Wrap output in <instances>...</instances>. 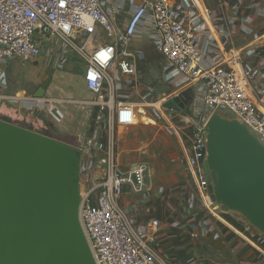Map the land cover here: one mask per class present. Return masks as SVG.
Masks as SVG:
<instances>
[{"label":"built area","instance_id":"1","mask_svg":"<svg viewBox=\"0 0 264 264\" xmlns=\"http://www.w3.org/2000/svg\"><path fill=\"white\" fill-rule=\"evenodd\" d=\"M137 1L121 28L106 11L108 5L121 11V0H0V64L9 58H38L41 46L37 38L59 41L63 51L60 64L65 62L66 52L76 55L83 64V82L92 95L86 104L96 111L91 134L69 146L80 159L79 187L83 191L79 221L95 264H176L163 254L159 237L162 223L147 219L137 225V209L131 216L123 205L128 194L151 201L145 196L142 161L126 168L124 157L148 150L158 155L156 147L149 149L146 143L137 149L128 143L126 150H121L119 143L118 111L153 106L149 101L154 94L140 88L134 61L125 50L144 22L149 23L167 62L163 82L174 89L170 95L158 94L162 96L158 99L160 108L152 107L160 122L155 127L165 135L175 131L180 140L172 114L181 118V113L161 106L176 93L195 85V118H182L188 124L182 129L189 133L188 145L182 146L183 161L173 157L170 162L179 170L184 165L203 208L222 223L227 224L216 214L218 205L211 198V181L203 171L206 122L212 114L226 110L264 146V111L253 99L254 72L246 69L235 53L229 64L223 61V53L228 50L225 43L231 42L237 27L250 34L241 25L252 24L256 17L264 19V0H214L205 17L186 0L174 5L167 0H142L136 4ZM259 64L263 68L264 61ZM157 163L155 159L153 165ZM158 194L161 192L156 193L160 198ZM231 228L245 238L253 227L246 222L241 230ZM257 249L264 256V248Z\"/></svg>","mask_w":264,"mask_h":264},{"label":"water","instance_id":"2","mask_svg":"<svg viewBox=\"0 0 264 264\" xmlns=\"http://www.w3.org/2000/svg\"><path fill=\"white\" fill-rule=\"evenodd\" d=\"M156 69L148 73L136 67L140 83L164 95L174 93ZM48 83L34 98L44 96ZM3 102L23 119L0 115V264H95L79 221L76 152L27 122L40 119L53 132L45 110L27 113ZM192 102V92L182 91L161 107L190 115ZM204 130L203 171L211 181V198L222 213L239 214L264 235V146L243 124L218 113Z\"/></svg>","mask_w":264,"mask_h":264},{"label":"crops","instance_id":"3","mask_svg":"<svg viewBox=\"0 0 264 264\" xmlns=\"http://www.w3.org/2000/svg\"><path fill=\"white\" fill-rule=\"evenodd\" d=\"M141 1L142 0H138L136 4ZM167 1L174 5L180 0ZM186 1L190 4L192 3L196 5L199 13L204 17L206 16L207 10L212 9L214 5V0ZM133 4L134 0H121V11L114 10L113 7L109 5L106 6V11L110 17L114 19L116 24L123 28ZM182 20L185 19L183 18ZM241 26L248 28L250 34L240 32L238 26L231 36V42L227 41L225 43L228 46V50L223 53V61L226 64H229V59H231L234 55L233 53H235L244 61L246 69L254 72V76L252 77V86L254 90L253 99L258 108L264 111V66L263 68L259 67V63L264 61V19L256 17L252 24H244ZM36 41L41 46V55L38 58L29 61H23L18 58H9L3 60L0 64V115H5L12 119H23L22 113L13 109H3V101H12L14 104L18 105V109H24L27 113H32L34 109L45 110L48 114V119L45 123L48 124L50 128L54 129L55 132L47 129L40 119L28 118L27 122L33 123L36 131L43 132L61 143L68 146L75 144L91 134L93 115L96 111L95 108L87 106L86 104V102L92 98V95L87 91L83 82V64L76 55L66 52L67 57L65 62L59 64V67L56 68L57 70H51V61L60 59V56L63 53L59 41L52 38H37ZM230 44H232V47ZM125 50L130 54L135 67L138 69L140 68L145 72L154 73L155 70H157L156 67L159 66L162 71L163 80V75L168 68L167 62L159 51V45L154 36V32L150 30L148 22H144L140 26V29H138L136 34L126 44ZM252 50L255 51L254 54L250 52ZM24 62H29L27 63L26 68L29 69L31 79H29L27 83H16L14 81L15 67ZM46 81H49V83L44 96L40 99L34 98L36 91ZM165 84L170 87L169 84ZM140 88L144 93L161 94L143 84L140 85ZM195 89V85H193L182 91H191L193 94ZM189 110L190 115L181 113V116L186 121H193L195 118L196 104L194 105L192 102ZM122 121L124 122V119H122ZM127 123H121L119 121L118 130L119 134L128 140V143L130 144L129 139L127 138L128 130L125 126ZM155 147L156 145H154V148ZM157 150L159 155V148H157ZM158 192L162 193V191ZM158 192L154 193L156 194ZM159 237L162 246L164 247V244H166L169 237L166 235L164 237L162 230L159 233ZM237 238L238 236L231 233L228 237V241L230 243L231 240L234 241ZM210 241L212 240L210 239ZM251 243L252 242L249 241V244ZM249 244L247 247H240V249L237 250L235 249L239 245H235L232 251H240L238 252V255L241 257L242 255H246L249 258L251 256L254 259L257 258L255 259V262L253 261L254 259H252V262H249L250 264H264V256L257 249L258 246L252 243L253 246L255 245L254 248L258 251L256 252ZM183 255L184 254H181L182 257ZM237 256L234 257V261L238 258ZM189 261L190 260H188L186 264L193 263V261ZM240 263L244 264L242 262Z\"/></svg>","mask_w":264,"mask_h":264},{"label":"rangeland","instance_id":"4","mask_svg":"<svg viewBox=\"0 0 264 264\" xmlns=\"http://www.w3.org/2000/svg\"><path fill=\"white\" fill-rule=\"evenodd\" d=\"M27 63L29 62L21 63L15 67L14 81L16 83H27V81L31 79L29 69L26 68ZM59 64V59L51 61L50 69L54 70L58 68ZM196 94L197 90L195 89L193 91L194 105L197 102ZM158 99H162V96L154 94V97L150 98L149 102L154 104L159 101ZM2 105L3 109L12 110L5 102H3ZM124 109L125 108L118 111V123L119 121L121 123L128 122L125 126L128 130L127 138L129 139L131 147L134 146L137 149L142 144L146 143L149 149L153 148L152 146L154 145L159 148V155H155L156 157L154 156L158 161L156 167L153 163L142 162L145 168V196L150 198L151 201H147L140 195L130 194L125 195L123 199V205L126 206L131 216L136 213V209L137 213L140 214V216L136 218V224H143L146 219H158L163 225L162 232L164 233V237L165 235L169 237L162 249L163 254L176 264H186L188 260L193 261L192 264H241L240 262L250 264L249 262H252L254 258L252 256L249 258L246 255H242L241 257L238 255L240 251H232L233 247L239 245L235 250L240 249V247H247L249 241H251L261 248L260 245H264V235L254 228H251L247 234L244 235V238L231 230L232 225L226 220V217H228L244 228L246 227V222L239 214L233 212L222 213L218 206L215 210L217 213H215L218 214L219 217L228 224L227 225L222 223L219 219L214 218L203 208V205L195 194L193 184H191L187 177L184 165L181 164L183 161L182 146L188 145L186 137L189 134L188 129H182L183 126L188 125L182 119V116L179 118L178 114H172L175 130L178 129L180 131L178 133L180 137L179 140L175 131L165 135L155 129L156 124H160V122H157L158 116L154 108L148 107L142 110ZM217 113L224 117H230L229 112L226 110L221 109ZM122 119H124V122ZM164 136H166L167 139H165ZM135 154L132 153V155L124 157L123 164L126 168L141 162V160L135 159ZM173 157L181 161V181H179L180 179L177 178L173 172V165L170 162ZM161 167H165L167 170L164 174L170 173L171 175L169 178L171 182H169L167 186L164 182H156V175L157 173L160 174L159 169H162ZM79 190L82 192L83 188L80 186ZM158 191H162L161 194H158L160 198L154 193ZM161 198L164 200H161ZM220 212L221 214H219ZM145 213L147 214L145 215ZM233 228L236 227L233 226ZM231 233L238 236V238L234 241L231 240L229 243L228 237ZM210 239L212 241H210ZM252 243L249 245L253 247L254 251L258 252L254 248L255 245L253 246ZM181 254H184L183 257ZM235 256L238 257L236 261L233 260ZM255 259L253 260L254 262L256 261Z\"/></svg>","mask_w":264,"mask_h":264},{"label":"bare ground","instance_id":"5","mask_svg":"<svg viewBox=\"0 0 264 264\" xmlns=\"http://www.w3.org/2000/svg\"><path fill=\"white\" fill-rule=\"evenodd\" d=\"M163 101V100H162ZM160 104H161V101L160 102H157V103H155V104H153V106L152 107H154V108H156V109H159L160 108ZM143 108H138V110H142ZM124 110H127V109H124ZM156 129V128H155ZM157 130V129H156ZM119 137H120V148H121V150H126L128 147H129V145H128V140H126L125 138H123L122 136H121V134L119 135ZM156 148H158L157 146H156ZM155 153H154V151H152V150H148V152L147 153H145V154H141V153H136L135 154V159H137V160H141L143 163H145V162H147V163H153V162H155ZM135 165H137V164H134V165H132V166H135ZM162 169H159L160 171V174H158L157 173V181L156 182H164V183H166V186H167V184H169V182H171L170 181V177H171V175H170V173H166V174H164V172H167V170L165 169V167H161ZM158 169V168H157ZM156 169V170H157ZM173 172H174V174H175V176L177 177V178H181V176H180V170H179V168L177 167V166H175V165H173ZM178 179V180H179ZM181 180V179H180ZM179 180V181H180Z\"/></svg>","mask_w":264,"mask_h":264},{"label":"trees","instance_id":"6","mask_svg":"<svg viewBox=\"0 0 264 264\" xmlns=\"http://www.w3.org/2000/svg\"><path fill=\"white\" fill-rule=\"evenodd\" d=\"M226 220L232 225V226H234V227H236L237 229H242V227L238 224V223H236L234 220H232V219H229L228 217H226ZM260 246H262L263 248H264V245H260Z\"/></svg>","mask_w":264,"mask_h":264}]
</instances>
